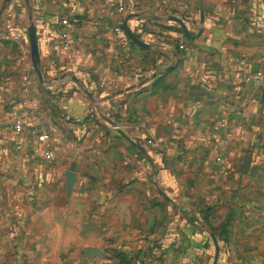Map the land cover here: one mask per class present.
<instances>
[{
    "label": "crops",
    "instance_id": "0c3cea01",
    "mask_svg": "<svg viewBox=\"0 0 264 264\" xmlns=\"http://www.w3.org/2000/svg\"><path fill=\"white\" fill-rule=\"evenodd\" d=\"M171 16L182 18L193 36ZM62 18L70 20L67 46L56 31ZM29 22L37 27L39 67L50 92L44 100L15 99L38 88L31 72L26 84L19 70L22 57L29 55L33 65ZM258 72L262 79L256 83L252 76ZM10 100L12 111L6 107ZM20 105L54 129L51 160H34V151L14 131ZM87 111L94 112L92 118ZM70 112L90 123L87 141L103 139L95 131L110 113L124 115L131 125L138 114L142 125L156 124L169 151L161 158L171 161L162 164L160 186L173 202L180 237L175 249L161 250V264H264V0H242L239 6L228 0H0V203L7 194V203L16 204L9 191L26 186L21 200L45 206L42 216L33 215L36 224H44L45 236L94 239L83 250L116 226L105 222L112 212L100 208L98 197L84 195L97 183L85 178L84 146L69 147ZM218 168L227 171L218 184L179 176L182 169ZM41 187L44 195L32 193ZM199 189L208 201L200 200ZM218 191L216 207L237 214L226 227L220 226L222 218L214 228L203 223L196 232L187 224L189 212L218 200ZM113 199L103 203L114 204ZM17 221L0 212V252ZM28 229L37 235V228Z\"/></svg>",
    "mask_w": 264,
    "mask_h": 264
},
{
    "label": "rangeland",
    "instance_id": "374dc122",
    "mask_svg": "<svg viewBox=\"0 0 264 264\" xmlns=\"http://www.w3.org/2000/svg\"><path fill=\"white\" fill-rule=\"evenodd\" d=\"M29 23L32 24V22ZM191 33L193 34V32ZM21 50L23 52V49ZM29 59H31L29 55L22 57L19 70L26 73L25 79L22 78V80L24 79V83L28 84L30 81L28 72H31L33 82L38 88L34 93L20 94L15 99L23 101L32 100L34 97L41 100L48 99L50 92L45 89L46 81L43 77L40 78L33 60L32 65ZM35 73L38 77L35 76ZM11 101L6 105L8 111H12ZM28 113L33 118L34 127H37V129L46 127L54 133L51 126L41 121L38 112L29 109L27 105H20L15 109L12 119L13 129L19 138L31 147L32 151L37 152V156H33L34 160L38 157L44 159L41 156V145H39L35 133H27L23 138L21 133L14 127L17 116L27 115ZM107 113H109V110ZM86 114L87 117L92 118L94 112L87 111ZM124 117V115L116 117L115 114L110 113L104 119L97 118V121L103 120V124L99 123L100 127L98 126L95 131L102 134L103 139H100V141L97 140V137H94V140L89 138L87 141L88 134L91 133L90 123L78 121L77 119L80 117H76L71 112L69 119V122L73 124V126L70 125V133L74 137V141L71 142L69 147L84 146L87 151L83 162L87 167L85 178L92 179L93 182L97 183L94 189L91 188L90 190V187H86L84 195L86 198L89 196L98 197L100 208L112 212L106 215L109 217L104 218H106L105 222L107 224H115L116 232L103 233L100 238L96 239L95 246L89 248L85 246L84 249L88 248L85 250H82L83 244H93L94 239L85 238L84 240L76 235L53 236L52 238L45 236V232L41 229L44 228V224L39 225L38 222L36 224L33 221V215L37 218L43 215L45 206L43 203L31 205L27 201H22V196H27L28 189L26 186L21 185V188L9 191V193L16 195V204L10 205L7 203V194L5 195V204L1 205L0 203V212L6 217L11 215L12 219L19 218L17 225L14 223L12 227L14 229L7 232L9 236L6 235L3 238L5 251L0 252V264H161L160 261L164 260L161 250L164 248L175 249L180 240L179 235H175L178 221L172 219L173 202L166 198L168 197L164 193L166 189L163 190V187L160 186L162 164L171 162L168 157H163L166 158L164 160L161 158L164 152L165 155L169 152L165 145L166 142L157 132L156 124L149 122L148 125H142L138 114L136 119L133 120V125H131L125 121ZM115 132L127 134L131 138L118 137ZM150 140H153V142H150ZM157 156L161 158L159 161L161 166L155 164L158 160ZM188 159L190 160V157ZM69 160H72L74 166L78 163L76 158L70 157ZM226 175L227 171L220 168L213 173H197L188 169H182V172L179 173V176L185 180L201 184L210 179L212 183L218 184L222 177ZM72 189L69 188L68 196L72 193ZM219 189L218 186L217 190ZM31 191L37 193V195H40V193L44 195V188L42 187L40 189L31 188ZM220 192L218 191L217 194L218 200L202 204L201 209L197 211L198 213L194 210L189 212L186 220L188 226L193 224L197 230H201L200 225L205 223L214 228L215 221L219 222V219L223 218L224 221L220 226L224 225L226 227L229 224V219H234L237 214L234 210L228 211L227 208L216 207L215 202H220L222 198ZM198 193L200 200L208 201L209 196H206L205 189H199ZM108 196L114 198V204L103 203V199ZM84 205L87 208L86 210L91 207L87 203ZM72 216H74L73 213L69 214L68 218ZM198 218H200L199 221ZM29 227L37 228L39 230L36 231L37 235H29ZM128 230H131V236L127 235L126 237L124 235ZM200 230L196 232H200ZM1 241L2 238L0 237V243ZM128 245H133V249H130ZM55 248H62L63 251H55ZM94 251H98V253H90Z\"/></svg>",
    "mask_w": 264,
    "mask_h": 264
},
{
    "label": "built area",
    "instance_id": "2783aa9c",
    "mask_svg": "<svg viewBox=\"0 0 264 264\" xmlns=\"http://www.w3.org/2000/svg\"><path fill=\"white\" fill-rule=\"evenodd\" d=\"M228 2L232 6H239L242 4V0H228ZM117 30L122 31L123 28L121 26H118ZM56 31L58 34L59 42L63 46H67L71 36L69 18H62L59 22ZM261 79V72H258L252 76V80L256 83H259ZM14 127L19 133H21L23 138H25V135L27 133H35L38 138V143L39 145H41V156H43V158L46 160H50L52 158L53 132L51 129H48L46 127H41V129H37V127H34L33 118L30 113H28L27 115H18L15 119ZM150 142H153V140H150ZM33 154V156H36L37 152L34 150Z\"/></svg>",
    "mask_w": 264,
    "mask_h": 264
},
{
    "label": "water",
    "instance_id": "95a60500",
    "mask_svg": "<svg viewBox=\"0 0 264 264\" xmlns=\"http://www.w3.org/2000/svg\"><path fill=\"white\" fill-rule=\"evenodd\" d=\"M171 19L177 21L178 23H180L182 25V27L184 28V31L186 32L187 35H189L190 37H192V33L189 30L188 26L186 25V23L184 22V20L178 16H171ZM29 31V38H30V44H31V51H32V60L35 66V69L38 73V75L40 76V78H42V72L41 69L39 67V61H40V51H39V42H38V34H37V27L35 25L34 22H32V24L30 25V27L28 28ZM131 36L137 40L138 42L145 44L144 42H142L140 39H138L133 33H130ZM93 254L98 253V251H94V252H90Z\"/></svg>",
    "mask_w": 264,
    "mask_h": 264
}]
</instances>
